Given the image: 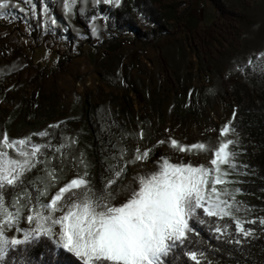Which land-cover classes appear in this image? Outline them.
I'll use <instances>...</instances> for the list:
<instances>
[{
	"label": "rangeland",
	"instance_id": "rangeland-1",
	"mask_svg": "<svg viewBox=\"0 0 264 264\" xmlns=\"http://www.w3.org/2000/svg\"><path fill=\"white\" fill-rule=\"evenodd\" d=\"M240 1L245 6L252 3ZM255 1L252 11L260 6ZM12 3L29 7L23 0ZM120 3L101 0L98 5L118 7ZM98 5L79 0L74 14L66 16L63 0H48L46 23L43 4L37 0V15L17 9V18L0 17V133L7 130L11 138H22L64 121L58 129L59 143L61 132L77 138L78 144L66 151L78 157L83 150L90 162L91 149H95L107 166L106 178L108 164L123 166L120 146L129 148L131 158L137 146L152 147L169 135L183 144L216 145L219 129L231 120L235 106L234 99L224 94L223 81L236 80L254 93L264 86V72L251 67L237 70L249 57L255 62L257 54L264 52L263 9L257 17L250 13L245 34L238 30L235 12L233 17L216 13L208 36L188 34L180 21L175 35L150 43L127 37L110 51L106 20L86 17ZM124 40L133 42L130 46ZM141 128L147 134L143 140L124 136L125 132L139 133ZM113 155L116 160L106 159ZM160 157L205 165L211 158L206 153H180L165 143L148 162L128 164L127 178L154 167ZM66 165L67 178H71L70 158Z\"/></svg>",
	"mask_w": 264,
	"mask_h": 264
},
{
	"label": "snow or ice",
	"instance_id": "snow-or-ice-1",
	"mask_svg": "<svg viewBox=\"0 0 264 264\" xmlns=\"http://www.w3.org/2000/svg\"><path fill=\"white\" fill-rule=\"evenodd\" d=\"M23 2L28 9L12 0H0V17L17 18V9L38 14L37 0ZM102 2L119 4L120 0ZM40 3L47 23L48 0ZM78 3L79 0H63L65 15H73ZM99 3L101 0H93V4ZM9 8L12 13L7 11ZM84 12L85 8H80V13ZM50 22L57 23L54 18ZM92 33H97L94 23ZM246 67L264 72V52L257 54L255 62L249 57L247 64L237 70L243 72ZM235 115L234 111L233 119L219 129L216 145L183 144L169 135L152 147L137 146L131 158L129 148L120 146L123 166L108 164L109 176L103 178L101 187L93 178L87 154L81 150L77 157L66 151L78 144L77 138L61 132V143L53 142L55 130L66 122L50 124L22 138H11L4 130L0 133V264H9L10 257L11 264H32L27 258L28 247L41 239L51 241L57 251L71 253L79 264H169V258L173 264H184L182 257L202 264L205 252L192 239L193 235L199 236L200 227H207L217 239L241 244V237L254 234L245 225L256 224L258 219L264 226V217L248 219L252 209L237 199L242 189L231 186L241 183L231 179L234 174H248L239 171L247 165L236 163L239 153L235 149L240 141L232 127ZM229 134L235 138H228ZM146 135L143 128L139 133H124L140 140ZM34 137L40 138L39 142ZM165 143L180 153H206L211 158L205 165L160 157L154 167L127 178L128 164L148 162L154 150ZM69 158L74 172L71 178H67L65 170ZM34 170L37 174L29 178ZM122 179L127 183H120Z\"/></svg>",
	"mask_w": 264,
	"mask_h": 264
},
{
	"label": "trees",
	"instance_id": "trees-1",
	"mask_svg": "<svg viewBox=\"0 0 264 264\" xmlns=\"http://www.w3.org/2000/svg\"><path fill=\"white\" fill-rule=\"evenodd\" d=\"M211 2L216 13L225 17L234 16L220 0H211ZM185 7L184 0H122L118 7L94 6L86 13V17L87 19L93 16L102 17L106 20L107 36L112 39L109 50L113 51L116 45L127 37L150 43L175 35L180 30ZM223 91L235 101L236 115L232 127L236 129L240 141L235 149L239 153L236 163L248 166L239 168L240 172H247V175L234 174L231 177L233 180L241 181L231 186L242 189L243 194L237 199L252 209L248 213V219L264 217V86L259 93H254L246 85L226 79L223 81ZM229 135L235 138L234 135ZM33 139L39 142L40 138ZM53 142L59 144L58 130H55ZM90 159L93 178L97 187H101L107 166L93 148ZM35 171L29 174V178L35 174ZM10 196L11 193L9 198ZM245 227L252 228L254 234L247 238L241 237L242 243L239 245L224 238L217 239L216 234L210 233L207 227H200L199 236L193 235L192 239L194 242L198 241V246L205 252L206 258L202 264H264V226L260 225L257 219L256 224H246ZM231 230L234 233V224ZM27 258L32 264H79L71 253L63 249L57 251L47 239L29 245ZM11 259L10 257L9 264ZM182 259L184 264H193L187 260V257ZM169 264H173L171 258Z\"/></svg>",
	"mask_w": 264,
	"mask_h": 264
},
{
	"label": "crops",
	"instance_id": "crops-1",
	"mask_svg": "<svg viewBox=\"0 0 264 264\" xmlns=\"http://www.w3.org/2000/svg\"><path fill=\"white\" fill-rule=\"evenodd\" d=\"M186 7L181 18L185 31L190 34H204V36L210 35L211 26L213 20L216 17V11L213 7L211 1H205V9L202 13H198V6L203 2V0H184ZM226 9L230 12H235L239 15L238 19V30L242 31L243 34L246 33V21L250 13L252 12L256 17L258 13L264 10V0H258L260 6L255 8L254 11L251 9L255 6L256 1L252 0L251 6H245L240 0H220ZM252 14V15H253ZM260 16V14H259ZM213 37H216L214 35ZM164 39V38H162Z\"/></svg>",
	"mask_w": 264,
	"mask_h": 264
},
{
	"label": "built area",
	"instance_id": "built-area-1",
	"mask_svg": "<svg viewBox=\"0 0 264 264\" xmlns=\"http://www.w3.org/2000/svg\"><path fill=\"white\" fill-rule=\"evenodd\" d=\"M205 9V2H203L198 6V13H201ZM123 42H130V46L132 44V40H124Z\"/></svg>",
	"mask_w": 264,
	"mask_h": 264
},
{
	"label": "bare ground",
	"instance_id": "bare-ground-1",
	"mask_svg": "<svg viewBox=\"0 0 264 264\" xmlns=\"http://www.w3.org/2000/svg\"><path fill=\"white\" fill-rule=\"evenodd\" d=\"M205 1H211V0H205Z\"/></svg>",
	"mask_w": 264,
	"mask_h": 264
}]
</instances>
